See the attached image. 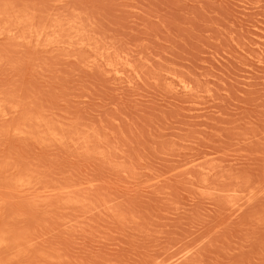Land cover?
Returning <instances> with one entry per match:
<instances>
[{"label": "rangeland", "instance_id": "rangeland-1", "mask_svg": "<svg viewBox=\"0 0 264 264\" xmlns=\"http://www.w3.org/2000/svg\"><path fill=\"white\" fill-rule=\"evenodd\" d=\"M0 264H264V0H0Z\"/></svg>", "mask_w": 264, "mask_h": 264}, {"label": "bare ground", "instance_id": "bare-ground-1", "mask_svg": "<svg viewBox=\"0 0 264 264\" xmlns=\"http://www.w3.org/2000/svg\"><path fill=\"white\" fill-rule=\"evenodd\" d=\"M186 85H187V83H186ZM186 85H185V83H184V86H186ZM189 89H190V88H189Z\"/></svg>", "mask_w": 264, "mask_h": 264}]
</instances>
